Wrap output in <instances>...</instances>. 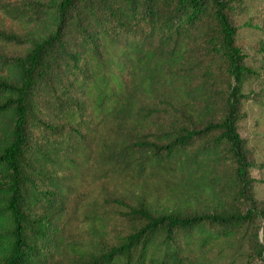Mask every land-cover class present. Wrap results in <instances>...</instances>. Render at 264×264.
<instances>
[{
  "label": "trees",
  "instance_id": "1",
  "mask_svg": "<svg viewBox=\"0 0 264 264\" xmlns=\"http://www.w3.org/2000/svg\"><path fill=\"white\" fill-rule=\"evenodd\" d=\"M239 2L0 0V264H230L213 248L264 217ZM103 192L142 225L97 250L78 223ZM231 193L245 210L184 212Z\"/></svg>",
  "mask_w": 264,
  "mask_h": 264
},
{
  "label": "rangeland",
  "instance_id": "2",
  "mask_svg": "<svg viewBox=\"0 0 264 264\" xmlns=\"http://www.w3.org/2000/svg\"><path fill=\"white\" fill-rule=\"evenodd\" d=\"M239 3L241 5L233 15L234 22L239 29L237 43L245 52V64L253 68L256 73L245 80L242 86L246 96L242 101L238 131L244 137L246 145L257 163V166L251 170V175L254 178L252 190L258 205L264 209V71L262 70L264 0H240ZM35 37L33 36L34 39ZM30 46L31 41H26L24 48ZM196 81H199V78ZM208 136L212 137L213 133ZM173 206L172 201H168L158 205L153 212L155 214L166 213L171 211ZM247 206V203L243 200H236L234 194L231 193L226 195L220 204H208L193 210L185 209L184 212L199 213L214 212L215 210L233 212L245 210ZM125 207V203H116L109 192H103L95 200L86 203L80 210L81 220L78 223L80 240L92 249L100 250L114 244L121 236L141 226V221L130 220L124 216ZM99 221L103 223V226L99 227ZM255 229L258 232V241L250 239V232ZM261 247L262 252L259 255L257 249ZM221 250L224 255L223 262L264 264V217L259 216L249 231L245 230V226L240 228L232 241H228L223 247L221 245L214 247L212 252Z\"/></svg>",
  "mask_w": 264,
  "mask_h": 264
}]
</instances>
